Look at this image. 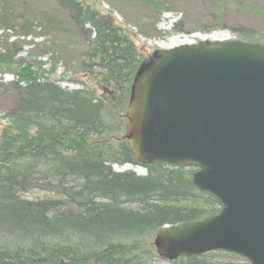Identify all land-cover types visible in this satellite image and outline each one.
Returning <instances> with one entry per match:
<instances>
[{
	"label": "trees",
	"instance_id": "16d2710c",
	"mask_svg": "<svg viewBox=\"0 0 264 264\" xmlns=\"http://www.w3.org/2000/svg\"><path fill=\"white\" fill-rule=\"evenodd\" d=\"M56 1L86 43L77 74L95 85L64 89L44 79L41 68L18 66L10 85L15 103L0 133V264H153L163 260L153 245L157 233L201 220L221 205L187 182L193 167L136 161L126 139V114L134 77L147 58L87 1ZM145 1L158 15L167 10L166 0ZM235 1L246 0L213 1L215 29L225 24V11ZM28 21L0 4V29L28 38L34 28ZM51 24L47 28L65 32L61 23ZM172 30L185 33L183 22ZM240 33L246 40L253 30ZM17 50L12 43L0 51V69L14 64ZM126 165L147 174L113 170ZM38 192L49 197H29ZM207 255L165 261L241 264L213 263Z\"/></svg>",
	"mask_w": 264,
	"mask_h": 264
},
{
	"label": "water",
	"instance_id": "95a60500",
	"mask_svg": "<svg viewBox=\"0 0 264 264\" xmlns=\"http://www.w3.org/2000/svg\"><path fill=\"white\" fill-rule=\"evenodd\" d=\"M126 119L138 163L195 167L187 182L221 205L157 233L158 255L224 252L264 264V44L159 48L134 77Z\"/></svg>",
	"mask_w": 264,
	"mask_h": 264
},
{
	"label": "rangeland",
	"instance_id": "374dc122",
	"mask_svg": "<svg viewBox=\"0 0 264 264\" xmlns=\"http://www.w3.org/2000/svg\"><path fill=\"white\" fill-rule=\"evenodd\" d=\"M85 1H87V6L98 11L115 27L127 33L143 51L145 58L159 49L156 42L170 44L175 43L174 41H181L196 44L203 36L214 38V40H242L264 44V10H259V7H264V0L235 1L234 5L225 11V24L218 29L212 26L214 11L211 4L214 0H166L164 2L167 10L159 15L145 0ZM1 3L18 17L28 19L34 28L28 38L18 35L16 30L0 29V37L8 39L6 44L0 40V51L2 52L4 47L12 43H16L18 48L15 52L14 64L10 68L5 65L0 69V133L7 126L6 115L15 103V94L10 85L17 80L19 65L29 64L35 67V70L41 68L44 79L64 89L76 90L84 88L85 84L91 87L95 85L84 74H77L76 70L80 69L78 63L83 52L86 51V43L74 30L68 13L59 6L56 0H0ZM177 21L183 22L185 33H173L172 28ZM49 23H52L51 25L61 23L65 32L47 28L46 25ZM154 23L156 33L152 31ZM241 28L253 30L252 36L245 40L240 33ZM141 31H145L147 35L143 36ZM42 45L49 46L50 50L37 49V46ZM101 93L102 90L98 94ZM113 170L115 172L134 170L139 175L145 174L144 170L129 165L114 166ZM29 197L46 198L49 194L46 192L31 193ZM206 257L213 263L223 261L249 264L241 257L229 253L212 252ZM153 264L170 263L159 260Z\"/></svg>",
	"mask_w": 264,
	"mask_h": 264
},
{
	"label": "bare ground",
	"instance_id": "6f19581e",
	"mask_svg": "<svg viewBox=\"0 0 264 264\" xmlns=\"http://www.w3.org/2000/svg\"><path fill=\"white\" fill-rule=\"evenodd\" d=\"M206 39H214V38H210L207 36L200 37V40H206ZM174 42L175 43H170V44L156 42V45L161 49H167V48H171L173 45L185 43L181 41H174Z\"/></svg>",
	"mask_w": 264,
	"mask_h": 264
}]
</instances>
